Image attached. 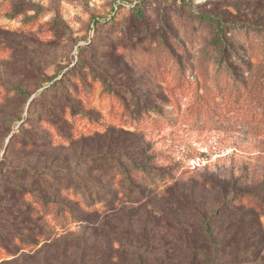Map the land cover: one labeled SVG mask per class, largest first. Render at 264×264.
<instances>
[{
    "label": "rangeland",
    "instance_id": "374dc122",
    "mask_svg": "<svg viewBox=\"0 0 264 264\" xmlns=\"http://www.w3.org/2000/svg\"><path fill=\"white\" fill-rule=\"evenodd\" d=\"M117 1L0 0V264H264V101L251 128L231 123L230 75L216 69L227 48L264 88V0H143L141 17L96 28ZM140 144L173 176L141 199L150 214L126 204L63 232L49 208L56 233L34 240L17 197L29 170ZM242 192L252 208L230 206Z\"/></svg>",
    "mask_w": 264,
    "mask_h": 264
},
{
    "label": "trees",
    "instance_id": "16d2710c",
    "mask_svg": "<svg viewBox=\"0 0 264 264\" xmlns=\"http://www.w3.org/2000/svg\"><path fill=\"white\" fill-rule=\"evenodd\" d=\"M142 1L118 0L105 19L96 18L93 20V24L97 28L98 25L112 22L119 15L130 12L141 17V11L138 8ZM213 24L218 28L221 23L213 20ZM222 41L225 42L218 35L215 43ZM227 50L224 48L221 51L222 59L218 60L219 64L224 63L225 66H217L216 69L227 77L230 75L228 78L231 79V86L227 90L229 91L228 97L233 95L236 97V100H233L236 102L234 105L236 108L233 110L231 123L238 124L237 126L243 128H251L250 118L258 112L261 101H264V88L262 83H259V80L255 78V75L251 74L250 77L252 78L247 79L246 73L252 72L251 63L241 67L231 61L228 62V57L231 59L232 56H228ZM237 56L238 54L235 53L233 57L236 58ZM57 84L60 83L41 86L46 93L47 90L50 91ZM147 103L151 104L150 101ZM227 104L226 97H223L221 107L225 109ZM201 107H203L202 111L211 110L212 104L203 103ZM144 108L149 112L155 111L158 113L157 115H162L157 105H145ZM223 117L227 119L226 113H223ZM56 126L58 132L56 135L60 139V143L71 142L72 134H66L61 124ZM115 128L118 127L110 126L106 131L110 132ZM118 129L125 133L124 129ZM128 133L131 132L128 131ZM87 135L81 137L89 138L90 136ZM48 137L51 140L49 135ZM52 141H46L44 144L54 145V141ZM32 145L36 147L35 143ZM143 146L140 144L137 149L125 151L122 149V152L108 150L104 153L82 156L76 160L74 167L61 166L29 170L27 186L17 191V197L24 207L23 221L27 223L25 229L30 232H37V238L34 239L36 242L38 237L42 240L50 239L51 235L56 232H51L53 226L49 225V221L45 219L47 216L45 211L49 208L54 211L53 220H57L55 227H60L63 232L66 231L65 224L68 219L78 222L84 218L97 215L101 210H114L125 207L126 204H129L131 209L134 207L141 211L144 209L147 215L150 214L148 210L150 206H154L153 203L151 201L143 202L141 199L146 194L157 192L158 188L168 183L173 176H170L161 166L150 162L148 156L143 157ZM133 151L138 153L136 157L132 153ZM12 186L14 188L19 187L16 183H12ZM236 194H238L236 197L229 200L230 204L232 203L230 206H247L249 208L254 206V198H251L250 193Z\"/></svg>",
    "mask_w": 264,
    "mask_h": 264
}]
</instances>
